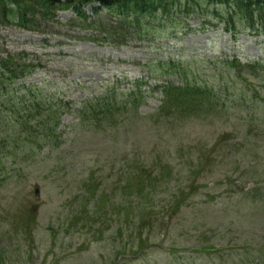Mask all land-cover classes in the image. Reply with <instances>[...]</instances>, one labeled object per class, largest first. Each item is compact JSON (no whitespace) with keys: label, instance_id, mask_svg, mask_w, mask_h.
<instances>
[{"label":"rangeland","instance_id":"obj_1","mask_svg":"<svg viewBox=\"0 0 264 264\" xmlns=\"http://www.w3.org/2000/svg\"><path fill=\"white\" fill-rule=\"evenodd\" d=\"M1 4L10 7L8 0ZM33 4H27V28L4 24L0 14V60L11 59L10 69L37 67L33 77L0 91V153L9 146L17 165L3 172L7 177L0 184V237H7L0 238V254L6 249L0 264H222L217 253L195 251L258 240V234L263 244L264 72L239 73L214 60L264 62V40L242 33L235 41L208 27L201 32L203 20L175 15L174 9L171 17L150 18L159 32L143 30L148 36L139 41L135 21L113 17L104 5H76L83 20L72 7L48 20L34 13ZM165 59L182 63L205 83L224 109L220 117L171 120L168 110H157V93L143 101L136 116L87 115L84 102L104 93L110 81L126 78L122 89L110 93L122 96L129 83L145 76V63ZM23 84L37 85V98L17 91ZM41 101L62 116L54 135L30 128L39 119ZM225 136L239 151L237 163L213 169L201 151ZM247 161L256 162V175L245 180L237 169ZM133 179L135 192L121 190ZM254 189L255 199H247ZM140 192L149 193L146 211L155 228L151 247L129 262L118 253L125 241L130 249L124 219L136 212H128L127 201L138 202ZM186 197L187 206L175 216V202ZM108 204L114 208L106 210Z\"/></svg>","mask_w":264,"mask_h":264},{"label":"trees","instance_id":"obj_2","mask_svg":"<svg viewBox=\"0 0 264 264\" xmlns=\"http://www.w3.org/2000/svg\"><path fill=\"white\" fill-rule=\"evenodd\" d=\"M90 1L91 0H80L79 2L83 4L89 3ZM200 1L202 2L204 0H112V2L120 4L119 6L111 4V0H104L100 3L109 8V12L113 17L119 18V20L124 18L127 22L135 21L138 28L135 33L139 34L141 37L148 36L141 32L143 30L147 33H154L156 31L151 23H148L150 18H154L153 16H170L169 13L174 9L175 15L203 20L201 21L203 23L200 24V30L202 31L204 30V26L208 25L210 27H215L220 24L223 30L230 33L232 36L236 35L239 30L246 31L251 36H264V0H205V5L199 4ZM2 2H4V0H0V3ZM8 2L9 8L4 4L0 6V14L5 22L3 23H15V25L22 28H27L25 27L27 24H24V19L27 16V11L31 8L27 7L28 3L35 2V4L32 5L33 11L34 13L38 12L43 19L52 18L54 12L61 3L60 0H8ZM62 6L64 8H69L71 3L65 2ZM169 7L170 10L167 11ZM35 9L37 11H35ZM122 9L124 10L122 11ZM75 12L78 18L83 19V14L80 11ZM7 13L10 15L9 19ZM210 19L213 21L209 22ZM229 66L236 69L238 68L232 63ZM161 69L165 70L166 76L180 75L178 67L172 64H169L168 68L161 67ZM29 73L26 67L18 66L15 69H10L8 60H0V85L4 84L5 81H16L27 76ZM176 91L179 99H185L195 96V92H199L200 90L188 83H183L181 86L177 87ZM200 95H202L201 92ZM0 107L2 106L0 105ZM3 109L4 108H0V113ZM34 117L35 116H32V119H34ZM27 124H29V121ZM30 128L33 132L37 131L38 128L49 130L47 124L44 125V122H40L39 120L35 125H31ZM5 138L7 137L5 136ZM7 158H11L12 160L13 153L11 150L4 149L3 152L0 153V167L4 166L5 163H3V160ZM5 167L6 166H4L3 170H5ZM147 188H149V185H147ZM121 190H128L129 194L135 192L133 191L135 190V179L128 182ZM148 195V192L146 194L140 192L137 195L138 202L134 201V199L127 201L128 212H136V215H133L129 221L126 220V216L124 222L128 229L138 224V231L136 235L132 237V247L130 248L131 255H135L139 252V249L142 248V243L147 242V238L143 239L144 230L146 228H151L152 223H154L149 212L146 211L149 207H146L145 203ZM112 208H114L113 205L108 204L106 210H111ZM180 208L181 205L175 202V213H179ZM150 221L151 225L147 226L146 222ZM182 228L183 226H181V229ZM263 246L264 245L261 246L260 244L251 245L243 243L241 246L230 248L229 252L233 254L229 257H231V261L234 262L233 264H264ZM209 250H211V248H204L201 252L207 254Z\"/></svg>","mask_w":264,"mask_h":264}]
</instances>
